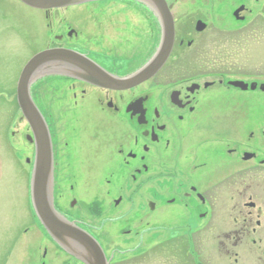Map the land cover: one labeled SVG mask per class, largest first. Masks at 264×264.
I'll use <instances>...</instances> for the list:
<instances>
[{"label": "flooded vegetation", "instance_id": "obj_1", "mask_svg": "<svg viewBox=\"0 0 264 264\" xmlns=\"http://www.w3.org/2000/svg\"><path fill=\"white\" fill-rule=\"evenodd\" d=\"M115 1L136 2L160 34L154 12L137 0L35 8L46 26L61 13L63 20L76 24H64L53 39L46 27L45 43L27 59L44 49L67 48L116 76L130 74L144 62L126 70L137 52L127 57L128 47L118 43L117 49L115 39L108 40V28L124 23ZM166 2L174 18V44L165 64L148 80L111 89L49 75L68 82L62 89L71 93H64L62 100L53 93L58 87L49 83L30 87L51 140L54 208L105 251L101 236L110 232L106 223L124 219L130 190L144 193L140 219L119 232L125 239L141 236L138 225L156 227L153 212L172 206L175 217L172 227L152 234L159 237L154 245L144 246L133 258L167 251L173 264H195L197 252L196 264H264V0ZM179 3L197 7L178 13L174 7ZM83 6L96 18L91 31L83 21L86 10L80 13ZM197 21L205 27L197 30ZM133 32L137 35V26ZM236 59L238 77H230L237 73ZM177 71L187 76L175 80L171 73ZM234 81L246 86H235ZM35 129L19 105L17 87L0 86V187L9 197H18L22 206L21 227L0 228V264H83L53 240L33 208ZM109 185L117 187L115 195ZM22 186L25 195H20ZM79 188L85 191L83 199ZM87 215L97 220L89 221ZM194 235L201 236V244L194 243ZM142 241L105 253L109 264H120L117 253L126 254L122 264H130L127 254L137 251Z\"/></svg>", "mask_w": 264, "mask_h": 264}, {"label": "rangeland", "instance_id": "obj_2", "mask_svg": "<svg viewBox=\"0 0 264 264\" xmlns=\"http://www.w3.org/2000/svg\"><path fill=\"white\" fill-rule=\"evenodd\" d=\"M175 2V0H169ZM113 3V2H112ZM110 5L109 3H107ZM229 4V1H228ZM115 5V9L118 11H121L122 18L119 25L114 26V29L120 30L118 33H113V28L109 27L107 34L108 40L109 38L115 39V48L119 49L117 47L118 43H123V47H128V49H125V53L127 54V57H130L133 55V52H137L135 59H132L129 66L126 70L133 69L140 65L141 63H145L151 55L156 50V47L158 45L160 34L158 32V29H156V25L153 23H150V19L148 18L147 14L148 12L146 10H142L139 7H137L136 2L134 1H115L113 3ZM195 6V5H194ZM188 6L187 4H176L174 9L176 8L178 10V13L187 12V10L195 9L197 6ZM81 15L85 12L83 10H86V17L83 18V21H88L87 28L89 31H91V23L93 24L92 20H95L96 18L92 15H90L91 10H88L90 8L88 7H79ZM74 10V9H73ZM78 13V12H77ZM94 13V12H92ZM58 14V13H57ZM65 13H61L54 18L51 19L50 27L46 26L44 22H40V13L37 9L26 6L24 3H22L19 0H1L0 1V86L1 87H16V81L18 79L19 73L25 64V62L28 60L30 53L33 50L38 49V47H41L43 45V42L45 43V37L43 40V36L45 35L44 32L46 30V27H48L51 30L50 39L52 38V35L54 32L58 33V30H61L65 25L68 26V22L66 20H63V15ZM68 14V13H67ZM73 21V20H72ZM91 22V23H90ZM65 24V25H64ZM69 24H72L71 21ZM76 24V23H75ZM75 24H72L74 26ZM138 27V33L137 35L134 34L133 29L134 27ZM158 28V27H157ZM85 29V28H83ZM83 37H80V40L82 41ZM53 39V38H52ZM109 46L112 48L111 40L108 41ZM126 44V45H125ZM115 50V52H118V50ZM130 55V56H129ZM236 61V71L235 74H229L228 76H236L238 77V59ZM140 67V66H139ZM170 72H173L174 69ZM184 76H187L186 73H179L177 71L176 73H171V77H173L175 80L183 78ZM203 79L205 77H202ZM59 78L56 77H50L49 75L41 77L34 83V87H42L44 84L49 83L53 85L52 87H58L55 88L53 93L54 95H59V100H62L65 96L64 93L68 95L70 92H64L62 87H66V84L61 81L59 83ZM60 87V88H59ZM58 89H61V94ZM62 95V96H61ZM59 117V116H57ZM119 174V173H118ZM105 172L101 174L102 180L105 179ZM108 189L110 190L111 194H116L117 187L113 185H109ZM20 195H23L26 192V188L24 186L19 188ZM80 194V198H85V191L82 188H79L78 190ZM144 193L137 194L131 193V190L128 192L129 196V205L127 209L126 215H124V219H122L120 222L112 223L109 221L106 223V225H109L107 227V230L110 231L109 233L106 232L102 234V239L104 241V247H105V253H110L114 248H129L134 247L138 245L142 240V245L137 251H131V254L128 253L127 255L130 258V264H173L170 259L167 251H163L162 255L158 253V251H155L151 253L150 255L147 254L143 257V255L140 258H133V254L137 255V253H140L143 251L146 246V249L148 247L154 245L157 240H159V237L156 235H152L155 233L156 229H159L160 227H166L170 228L173 225L174 221V208L172 206L167 207V209L163 212H153V214L150 216L152 218L153 222L155 221L156 224L154 226H147V228H142L141 226H137L136 229L138 231H141V236H137L136 239H133L132 241H129L127 238L125 239L124 236L119 233L121 228L126 227V223H130L132 221H137L140 219V209L138 207L139 203L141 202V197ZM25 195V194H24ZM21 205L19 203L18 197H9L2 188L0 187V228L4 227H21L20 223V217L18 216L19 209L21 210ZM24 213H26V210H23ZM101 215L98 217V222L100 223L101 219H99ZM89 221L97 220L95 216L87 215L86 217ZM102 218V217H101ZM176 222V221H175ZM142 228V230H141ZM162 233H166V231H160ZM165 235V234H164ZM167 235V234H166ZM259 238V237H256ZM201 236L194 235V243L195 244H201L200 243ZM205 243V238L203 237L202 244ZM34 249V248H33ZM201 251V249H198ZM135 252V253H134ZM197 253V252H196ZM195 253V264L197 263V256ZM126 254L124 253H117L115 255V258L120 261V264H122V260L125 259ZM136 259V260H133ZM203 260V255H202ZM81 263V262H80ZM78 264V263H76Z\"/></svg>", "mask_w": 264, "mask_h": 264}, {"label": "water", "instance_id": "obj_3", "mask_svg": "<svg viewBox=\"0 0 264 264\" xmlns=\"http://www.w3.org/2000/svg\"><path fill=\"white\" fill-rule=\"evenodd\" d=\"M20 1L38 9H53L93 0ZM137 1L146 4L154 12L160 25V39L156 50L139 68L120 77L106 71L77 51L67 48H48L37 52L26 62L17 81L19 105L28 120L35 126L38 143V156L31 184L33 208L41 224L55 242L84 264H108L109 260L99 242L92 235L60 216L54 209L51 140L44 120L33 103L29 89L35 80L50 74L66 75L111 89L129 88L154 76L164 65L172 50L175 36L174 18L171 6L166 0ZM204 27L203 22L197 21V30ZM232 84L246 86L240 81H234Z\"/></svg>", "mask_w": 264, "mask_h": 264}]
</instances>
